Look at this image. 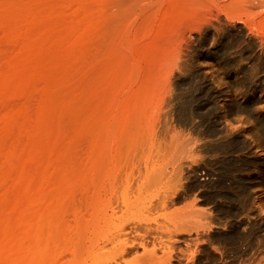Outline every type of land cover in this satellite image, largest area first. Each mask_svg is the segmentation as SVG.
Returning <instances> with one entry per match:
<instances>
[{
    "label": "rangeland",
    "instance_id": "obj_1",
    "mask_svg": "<svg viewBox=\"0 0 264 264\" xmlns=\"http://www.w3.org/2000/svg\"><path fill=\"white\" fill-rule=\"evenodd\" d=\"M138 1L0 0V264H105L115 245L105 241V235L116 236L120 226L127 231L121 238L141 241L138 234H143L146 249L155 240V245L168 243L169 235L181 238L176 249L180 244L182 248L185 236L191 240L198 232L175 229L207 222L223 226L231 218L246 226L264 221V0H205L211 5L200 9L206 23L193 30L186 25L185 15L193 11L189 5H168L162 11L153 0H144L149 5ZM138 19L144 28H138ZM124 142L127 146L121 148ZM210 144L230 147L204 150ZM109 148L120 183L115 185L109 227L99 218L94 234L103 249L92 251L86 241L83 256L77 252L74 262L67 251L73 245L67 225L74 222L75 209L82 217L87 214L86 179L94 174L98 183L90 191L98 201L93 207L102 216L101 206L109 196L102 176L107 166L97 162L106 164ZM125 153L129 155L123 162ZM126 174L130 199L140 184L153 190L145 192L153 198L151 210L131 206L123 211L118 195ZM232 174L257 184L249 191L248 210L219 215L215 205L226 206L227 200L216 192L202 201L201 193L213 194L221 177L226 197L232 192ZM191 177L203 186L189 192ZM173 184L175 195L186 198L160 207L162 193L166 186L174 189ZM156 192L159 197H153ZM257 197L260 209L254 203ZM242 201L238 194L236 202ZM169 221L178 225L174 228ZM191 246L189 251L185 245L179 248L182 253L173 251L177 256L186 251L179 264H192L186 259ZM141 252L138 246L127 248L117 262L124 264ZM263 254L264 234L254 240L251 259H263Z\"/></svg>",
    "mask_w": 264,
    "mask_h": 264
},
{
    "label": "bare ground",
    "instance_id": "obj_2",
    "mask_svg": "<svg viewBox=\"0 0 264 264\" xmlns=\"http://www.w3.org/2000/svg\"><path fill=\"white\" fill-rule=\"evenodd\" d=\"M125 1V0H124ZM151 1V0H150ZM113 2V1H112ZM131 2H132V0H131ZM130 2V4H133V3H131ZM135 2H138L139 3V1L138 0H135ZM145 1L144 0H142V2L140 1V3L141 4H143ZM116 3V2H115ZM115 3H113L114 5L113 6H115ZM124 3V2H123ZM138 3H135V5H137ZM155 7H161L162 8V11L163 10H165L166 9V7L169 5V6H171L172 5V7H170V9L171 8H175V7H173V5H177V6H179V5H186V7H187V5H189V9L190 10H193V11H190V15H185V17L186 16H189V21H188V19H186V20H184V21H186V22H188V23H186V25H188V26H191V29L193 30V29H195V28H197L201 23L203 24H205L206 22H204V21H206L207 19H204V18H206V17H204L203 19L201 18L202 16H204L203 15V10H200V9H203V8H205V6L208 4V3H206V1L205 0H153V2H151ZM109 5H107V6H110L112 3H108ZM125 4V3H124ZM145 4L146 5H149V3L147 4V2H145ZM209 4H211V2H209ZM128 5H129V3H128ZM139 5V4H138ZM112 6V5H111ZM131 6V5H130ZM190 6L192 7V9L190 8ZM208 6V5H207ZM206 6V7H207ZM211 6V5H210ZM210 6H208V7H210ZM126 8H128V6L126 7ZM154 8V7H153ZM195 8H196V10H195ZM151 9H152V6H151ZM157 9V11H158V8H156ZM156 9H154L153 11H155ZM175 9H177V7L175 8ZM188 9V8H187ZM208 9V8H207ZM211 8H209L208 10H206L205 9V11H209ZM131 9H129V11H130ZM160 10V9H159ZM180 10H181V7H180ZM200 10V11H199ZM151 11V10H150ZM185 12H187L186 10H184ZM189 11V10H188ZM202 11V12H201ZM204 11V13H205V15L208 13H206ZM182 13V12H181ZM125 14H127V11L125 12ZM131 14V13H130ZM149 14H151V12L149 13ZM117 15H118V13H117ZM124 15V14H123ZM141 15V14H140ZM127 16V15H126ZM139 17V16H138ZM147 18H148V15L146 16ZM180 17H182L181 16V14H180ZM115 18H117L116 16H115ZM124 18H125V16H124ZM123 18V19H124ZM141 18V17H140ZM139 18V19H140ZM122 19V18H121ZM138 19V22L140 21ZM142 19V18H141ZM201 20H203V21H201ZM145 22L147 21V20H144ZM201 21V22H200ZM142 22L143 21H141V22H139L140 23V27H138V28H140V29H142V28H144V27H142ZM148 22V21H147ZM182 22H183V20H182ZM185 23V22H184ZM183 24V23H182ZM139 25V24H138ZM147 25V24H146ZM143 26H145V24H143ZM163 27V26H162ZM181 27V26H180ZM136 28H137V25H136ZM199 28H201V26H199ZM198 28V29H199ZM197 29V30H198ZM145 30H146V28H145ZM174 33H176V31L174 32ZM168 36H170V35H168ZM176 36V35H175ZM174 37V36H173ZM180 37V36H179ZM171 38V37H170ZM175 39H177V38H175ZM174 40V39H173ZM179 40H180V38H179ZM165 41H166V39H165ZM175 41V40H174ZM162 42V41H161ZM178 42V39H177V41L175 42V43H177ZM163 43V42H162ZM173 45V44H172ZM108 101V100H107ZM106 105V104H105ZM109 109H107V111H108ZM110 111V110H109ZM107 113V112H106ZM105 113V114H106ZM104 114V115H105ZM109 114H110V112H109ZM132 115V114H131ZM107 116H108V114H107ZM111 116H108V118H110ZM133 117H134V115H133ZM107 118V119H108ZM131 118V117H130ZM110 120V119H109ZM136 123V122H135ZM133 124V123H132ZM125 128H126V126H125ZM133 129L135 128V126L134 127H132ZM138 128V127H137ZM137 128H136V130H137ZM114 130V129H113ZM125 130V129H124ZM127 130H129V129H127ZM126 131V130H125ZM124 131V132H125ZM111 132V131H110ZM116 133H117V130H116ZM108 133H106V135H107ZM111 134V133H110ZM109 134V135H110ZM134 134H135V131H134ZM98 135V134H97ZM103 135V134H102ZM112 135V134H111ZM108 136V135H107ZM114 136V135H113ZM122 136V135H121ZM109 137V136H108ZM107 137V138H108ZM111 137V139H112V136H110ZM116 137V136H115ZM118 137V136H117ZM123 138H125L124 136H123ZM94 139H95V137H94ZM114 139V138H113ZM126 139V138H125ZM108 140V139H107ZM122 140V139H121ZM103 141H104V139H103ZM125 141V140H124ZM139 141V140H138ZM115 142V141H114ZM120 142V141H119ZM130 141H128V143H129ZM136 142H137V140H136ZM83 143V142H82ZM109 143V142H108ZM107 143V144H108ZM126 143H127V141H126ZM134 143H135V141H134ZM138 143V142H137ZM137 143H135V144H137ZM140 143V142H139ZM101 144H103V142L101 143ZM124 144H125V142H124ZM131 144H132V142H131ZM139 145V144H138ZM93 146V145H92ZM109 146V145H108ZM113 146V145H112ZM114 146H115V144H114ZM127 146V144H125V146H123L122 145V147L121 148H125ZM206 146V145H205ZM80 147V146H79ZM129 147H130V145H129ZM129 147H127V149H129ZM151 147V146H150ZM229 147L230 146H226V145H216V144H210L209 146H207L204 150H207L208 152L209 151H211V150H219V151H223V150H226L227 151V149H229ZM84 148V147H83ZM84 149H86V147L84 148ZM103 149V148H102ZM139 149V148H138ZM99 150V149H98ZM111 150H113L112 148L110 149L109 148V156L107 157V159H109L108 161H106V164L105 165H101V163L100 162H97L98 164H100V166L102 167V166H107V170L105 169L104 170V174L102 175L103 177H105L104 178V180L106 181V182H104L105 183V185L107 184L108 185V188H107V190H106V192H108V194H109V196H107V194H106V196H107V198H106V196H105V198L106 199H104V203H105V206H101V208H103V210H102V216H100V214H99V212H97V210H95V208L93 207V203L96 201V199H97V201H98V196H97V194H96V192H91L90 191V187L91 186H93V185H96L95 184V182H96V177H95V174H94V177H92V178H88L87 176V179H86V181H88V183H89V188L87 189L88 190V194H89V197L87 198L88 199V202H87V200H86V204H87V211H85V213L87 212V214L86 215H83V217L81 216L82 215V213H81V215L80 214H78V209H73L74 211H72V214L74 215V222L71 224H68L67 225V227H68V229L71 231V234H70V236L72 237H70L71 238V240L73 241V245H72V248H69L68 249V247L70 246H68L67 247V251L69 252V254H71V257H72V261H74L75 260V258H77L76 257V254H77V252H79V255H81V257L83 256L82 254H80V252L82 251L81 250V248L85 245V243H86V241H88V243L89 244H87L88 245V247L89 246H91V249L92 248H99V250L101 251V249H103V245L101 246L99 243H97V240L99 239H94V238H96L97 237V235H96V237H95V233H96V230L97 229H99V228H97V227H99L100 225H101V223H99V218H102L101 219V221H102V223H103V225L105 224L107 227H109V222H107V219L109 220L111 217H112V215H113V207H112V198H113V195H114V193H115V191H116V184H118V182L119 181H117L116 180V178H115V174H116V172H117V170H116V172L115 173H113L114 171H115V167H116V165H115V159L113 160V158H112V156L114 155H112L111 154ZM123 150H125V149H123ZM130 150H132V148L130 149ZM84 151V150H83ZM107 151V150H106ZM93 152V151H92ZM102 152V151H101ZM139 152H141V151H139ZM87 154H88V152H86ZM121 153V152H120ZM138 153V152H137ZM104 154L102 153V156H103ZM108 155V154H107ZM127 155H129V154H127V153H125V154H123V157L122 158H124L125 160H122L123 162H126V156ZM131 155V154H130ZM132 155H133V153H132ZM88 156V155H87ZM119 156V155H118ZM135 156H137V155H135ZM93 157V156H92ZM130 157V156H129ZM142 157H144V156H142ZM148 157V156H147ZM89 158V157H88ZM88 158H85V160L86 159H88ZM91 158V157H90ZM135 158V157H134ZM99 159V158H98ZM128 159V158H127ZM131 160V159H130ZM133 160V159H132ZM145 161V160H144ZM102 162V161H101ZM128 162V161H127ZM148 162V161H147ZM146 162V163H147ZM152 162V161H151ZM210 162V161H209ZM212 162H213V160H212ZM88 163V162H87ZM87 163H85V164H87ZM91 164H92V162H90ZM130 163V162H129ZM145 163V164H146ZM154 162H152V164H153ZM89 164V163H88ZM125 164L126 163H124L123 165H122V167L124 166L125 167ZM79 165V164H78ZM82 165H84V164H82ZM118 165V164H117ZM132 165H134V163L132 162ZM119 166V165H118ZM129 166V165H128ZM154 165H152V167H153ZM163 166V165H162ZM236 166V163H234V162H232L231 163V167L233 168V167H235ZM86 167V166H85ZM94 167V166H93ZM98 167V166H97ZM150 168L151 170L153 169L154 170V167L153 168ZM89 168V167H88ZM128 168V167H127ZM126 168V169H127ZM159 167H157L156 169H158ZM162 168V167H161ZM166 168V167H165ZM99 169V168H98ZM130 169H131V167H130ZM163 169H164V167H163ZM180 169H181V167H180ZM179 169V170H180ZM84 170V169H83ZM90 170V169H89ZM88 170V171H89ZM94 170H96V168L94 167ZM102 169L100 168L97 172H99V171H101ZM121 170V169H120ZM125 170V169H124ZM160 170V169H159ZM107 171V173H109V171H110V173L109 174H114V176H112V177H109L108 175H106L105 174V172ZM122 171V170H121ZM157 171V170H156ZM197 171V170H196ZM196 171H194V172H196ZM84 173V172H83ZM85 173H87V172H85ZM89 174H90V172H88ZM118 173V172H117ZM119 173H121V172H119ZM192 173H193V170H192ZM97 174H99V173H97ZM77 175V174H76ZM88 175V174H87ZM154 175V181H155V179H157V178H159V176L161 175V173H158L157 175L156 174H153ZM196 175H197V173H196ZM73 176H74V173H73ZM97 176V175H96ZM120 176V175H119ZM129 176V175H128ZM127 176V174H126V176H125V179L123 180V181H121V183L123 182V184H122V188H121V190H120V193H119V198H120V203H122V205L124 206V210L123 211H125V210H127L129 207H133L134 206V210H135V206H137V208L136 209H138L139 210V208H140V210L142 209H149L150 208V210H151V206H153V204H152V200H153V198L151 199V197H148L147 196V193H145L146 191L147 192H151V191H153V190H151V191H149L150 189H147V190H145V187L142 189V186H141V184L137 187V192H136V195H134V198H132V199H130V197H129V193L131 192L130 191V179H129V177ZM145 176H148L147 174L145 175ZM144 176V177H145ZM177 177L179 176V174L178 175H176ZM193 177H194V173H193V175H192ZM100 177H101V175H100ZM196 177V176H195ZM231 177H232V181H231V184H232V192L229 194V195H227L226 197L224 196V194L222 193V183H224V181H222V179H221V177L219 178V179H217L216 181H215V187H217V189L215 190V192H213V194L212 193H201V196L203 197V199H202V201L203 200H205V201H208V200H211L212 198H214V196L216 195V192H217V196H219L220 198H225L226 200H227V202H226V206H223L222 204H216L215 205V210H216V212H217V214H219V215H225V214H228V215H230V216H234L237 212H239L240 210H245V209H249V206H247L248 205V203L250 202V196H249V191L251 190V188H255V186H253L254 184H257V181H254V182H251V181H249L248 179L246 180V178L245 177H243V176H241L240 174L239 175H236V174H232L231 175ZM75 178H77V177H75ZM84 178V177H83ZM97 178H99V176L97 177ZM148 178H149V176H148ZM180 179H181V177H179ZM190 178V177H189ZM81 179V178H80ZM151 179H152V176H151ZM180 179H178V180H180ZM191 179H195V178H192L191 177ZM190 179V180H191ZM198 179V178H197ZM197 179H195V181H191L190 182V180H189V182H188V180H187V182H188V184H187V190H189V192L190 191H193L195 188H197L198 189V187H202L203 185L201 184V183H199V181H197ZM82 180V179H81ZM99 180H101L100 178H99ZM102 180H103V178H102ZM102 180H101V182H102ZM121 180V179H120ZM145 180H146V178H145ZM178 180H177V182H178ZM117 181V182H116ZM148 181H149V179H148ZM147 181V182H148ZM157 181H158V179H157ZM142 182V181H141ZM96 183H98V182H96ZM120 183V182H119ZM102 185V184H101ZM100 185V186H101ZM179 185H181V184H179ZM178 185V186H179ZM184 185V184H183ZM182 185V186H183ZM82 186V185H81ZM99 186V187H100ZM119 186H120V184H119ZM118 186V187H119ZM173 186H174V184H173ZM177 186V185H176ZM177 186V187H178ZM253 186V187H252ZM167 187V190H164V193H162V188L159 190L160 191V193H162L161 195L163 196V198L161 199V201H159V204H160V207H162V205H165L166 203L167 204H174V203H176V202H178V201H181V199L183 198V194H179L178 192H177V194L175 195V190H176V188H175V186H174V189H172V190H170V187H168V186H166ZM179 187H181V186H179ZM178 187V188H179ZM80 188H82V187H80ZM84 188H85V186H84ZM102 188V187H101ZM105 189H106V186L104 187ZM160 188V187H159ZM164 188V187H163ZM173 188V187H172ZM184 188H186V186L184 187ZM93 189H94V187H93ZM95 189H96V187H95ZM119 189V188H118ZM168 190H170V191H168ZM178 190V189H177ZM186 189H185V191L184 190H181V188H180V191H183V192H186L187 191ZM96 191V190H95ZM98 191V190H97ZM102 191H103V189H102ZM202 191V190H201ZM105 192V193H106ZM158 192V191H157ZM156 192V194H154L153 195V197L155 196H158L159 197V194ZM183 192H181V193H183ZM84 193V192H83ZM102 193H104V192H102ZM104 193V194H105ZM187 193L188 192H186V195H187ZM238 194L239 195H241V198L243 199V201L242 202H236L237 200H238ZM151 196H152V194H150ZM100 196V195H99ZM116 196V195H115ZM101 197V196H100ZM99 197V198H100ZM186 197H184L183 199H185ZM101 199H103V197H101L100 198V200ZM115 199L117 200L118 198L117 197H115ZM193 199H195V198H193ZM102 201H100V203L102 202ZM236 202V203H235ZM97 203V202H96ZM104 203H103V205H104ZM228 203V204H227ZM254 203H255V205H256V207L257 208H261V198H259V197H257V198H255V201H254ZM83 204H84V202H83ZM102 204V203H101ZM100 204V205H101ZM157 204H158V202H157ZM162 204V205H161ZM78 205H80V202H79V204ZM78 205H77V207H78ZM81 205H82V203H81ZM95 205V204H94ZM98 205H99V203L96 205V207H98ZM74 206V205H73ZM154 206H156V205H154ZM83 207V206H82ZM139 207V208H138ZM164 207V206H163ZM65 208V207H64ZM79 208V207H78ZM157 208V207H156ZM81 209V208H80ZM84 210H85V208H83ZM106 209H110V211L112 212L110 215H107V213H106ZM154 209V208H153ZM67 210V209H66ZM66 210H64L65 211V213H66ZM82 210V209H81ZM128 210H130V209H128ZM144 210V211H145ZM70 211H71V209H70ZM99 211V210H98ZM144 211H142V213L144 212ZM140 212V211H139ZM147 212H148V210H147ZM68 213H70V212H68ZM136 213H138V212H136ZM141 213V212H140ZM139 214V213H138ZM64 215V214H63ZM141 214H139L138 215V217L140 216ZM59 216V215H58ZM168 216H169V214H168ZM82 217V218H81ZM138 217H137V219H138ZM142 217V216H141ZM164 217H166V215H164ZM170 217V216H169ZM99 219V220H98ZM136 219V218H135ZM140 219V218H139ZM66 220V219H65ZM142 220V219H141ZM71 221V220H70ZM69 221V222H70ZM137 221V220H136ZM62 222L64 223V220H62ZM67 222V221H66ZM138 223H140V221L138 220L137 221ZM170 223H171V221H169ZM168 222V223H169ZM126 224V223H125ZM124 223H123V226L125 225ZM103 225L101 226V227H103ZM119 225V224H118ZM121 225V224H120ZM171 225L175 228L176 227V225H178V224H176L174 221H172V223H171ZM111 226V225H110ZM115 225H113V227H114ZM170 226V225H169ZM64 227H66V226H64ZM64 227H63V229H64ZM67 227H66V229H67ZM106 227V228H107ZM58 228V227H57ZM60 228V227H59ZM59 228H58V230H59ZM105 228V230H107ZM115 228H117L118 229V227H115ZM112 229V228H111ZM110 229V230H111ZM116 229V230H117ZM216 229V230H215ZM113 230V229H112ZM116 230H113V231H115L116 232ZM162 230V229H161ZM194 231V232H198L197 234H196V237L194 236V238H192L193 236H191V240H189L188 238H187V236H185L184 238H186V239H188L189 240V242H187L186 241V239L182 242L183 243V245H182V248H180L181 247V244H180V247H176V249H174V246H177L178 244V241H177V243H176V240L178 239V240H181V238L179 239V238H176L175 239V237H174V239L172 240V238H173V236L172 237H170V235H169V237H168V240L169 241H167L168 243H163V240L162 241H158L159 240V237H158V243H156V245H155V242H156V240L153 242V246L151 247V248H149V249H146V247H145V242H146V240L145 239H143V237H144V235L143 234H138V236H140L141 237V241H130L127 237H125V235H124V237L123 238H121V237H119V234H125V233H127V231H125L124 230V228L122 227V226H120L119 227V229L117 230V232L115 233L116 234V236L114 235V236H110V237H108V236H106L107 234H106V232L105 233H101V237H104V234H106L105 235V241H109V242H115V245L113 246V248L112 249H110L109 251H108V253H109V258L108 259H105V261H106V263L105 264H119L118 262H117V259L118 258H122V254L124 253V252H127V248H132V247H136V246H138V247H140L141 249H142V252H141V254H135V255H133L129 260H125L124 261V264H179V262H180V256H184L185 255V253H186V251H184L185 253H184V255H180V256H177V255H175V254H177L176 253V251L180 248V249H183V247H184V245H185V247H184V249L185 250H187V251H189V246H191V249H193V251H190V253H189V257H186V259H188L187 261H189V263H190V261H191V263L192 264H251L252 262H254L255 260L254 259H251V249H252V246H253V243H254V240L255 239H257L258 237H260V235H263L264 234V221H262V222H260V223H254V224H252V225H248V226H246L245 224H242L241 223V221L238 219H236V218H231V219H229V221L227 222V224L225 223L223 226L221 225V226H217V225H214V224H211L210 222H207V223H203V224H198V225H196V226H194V227H182V228H180V229H175V230H173V232H183L184 234H188L190 231ZM61 231H63L62 229H61ZM101 232V231H103V228H101V230H98V232ZM134 231H136L137 232V230H134ZM167 231L169 232V233H171L172 231H170V228H168L167 227ZM200 231V232H199ZM55 232V231H54ZM66 233V232H65ZM108 233V232H107ZM110 233H111V231H110ZM109 233V234H110ZM138 233V232H137ZM58 235H60V233H57V236ZM63 235V234H62ZM99 235H100V233H99ZM98 235V236H99ZM113 235V234H112ZM64 236H65V234H64ZM176 236V235H175ZM189 238H190V235H189ZM67 239H68V237H67ZM102 240H104V239H101V241ZM167 240V239H166ZM174 240H175V245H174ZM183 240V239H182ZM214 242V244H210L211 242ZM257 241V240H256ZM61 242V241H60ZM57 243V242H56ZM136 243V244H135ZM260 243V242H259ZM78 244V246L76 247V245ZM104 244V243H103ZM135 244V245H134ZM177 244V245H176ZM262 246H263V244L262 243H260ZM57 245V244H56ZM100 245V246H99ZM58 246H60V245H58ZM186 247H187V249H186ZM194 247H196V250H194ZM63 248V247H62ZM87 247H85V250H88V249H86ZM58 249H59V247H58ZM179 249V251L182 253V251ZM60 250V249H59ZM66 250H65V253H66ZM84 250V249H83ZM160 251L161 252V254L160 255H158L157 256V251ZM174 250H176L175 251V254H173V251ZM198 250V252L199 253H201V255L199 256V257H197L196 258V256H195V258H194V253L196 252ZM92 251H93V249H92ZM91 251V252H92ZM97 251H98V249H97ZM90 252V251H89ZM82 253V252H81ZM85 253V252H84ZM95 253H96V251H95ZM198 253V254H199ZM64 254V253H63ZM88 254V253H87ZM98 254V253H97ZM108 255V254H107ZM196 255H197V253H196ZM202 256V257H201ZM91 257V256H90ZM185 257V256H184ZM209 257V259L210 260H214V261H210V262H207L208 260H206L207 258ZM263 259H264V254H263ZM105 258H107L106 256H105ZM85 259H87V258H85ZM89 259V258H88ZM263 259H261V258H259V260H257V261H255V264H261V261L260 260H263ZM90 260H91V258H90ZM95 260V259H94ZM216 260V261H215ZM71 262V261H70ZM75 262V261H74ZM76 262H78V259H76ZM84 262H85V260H84ZM65 263V262H64ZM63 263V264H64ZM80 263V262H79ZM103 263V262H102ZM184 263V262H183ZM182 263V264H183ZM66 264V263H65ZM74 264V263H73ZM82 264V263H81ZM84 264V263H83ZM86 264V263H85ZM94 264V263H93ZM186 264V263H185Z\"/></svg>",
    "mask_w": 264,
    "mask_h": 264
}]
</instances>
